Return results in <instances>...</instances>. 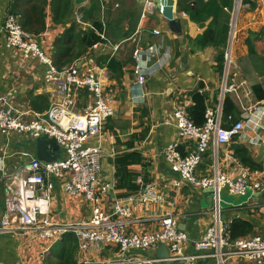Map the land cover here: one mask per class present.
<instances>
[{
  "label": "crops",
  "instance_id": "1",
  "mask_svg": "<svg viewBox=\"0 0 264 264\" xmlns=\"http://www.w3.org/2000/svg\"><path fill=\"white\" fill-rule=\"evenodd\" d=\"M21 1L27 0H0V96H7L15 102L27 103L36 111L32 107V98L44 96L45 100L48 99L49 108L56 88L44 82L46 71L44 65L24 57L5 45L6 35L2 29L4 17L12 12L14 3L17 4V12H25L26 7ZM93 1L96 0H85L82 5L76 6L73 0V21L82 31L93 28L92 21L85 19V11L90 9ZM97 1L103 28L99 35L100 37L103 35L104 42L76 58L71 65L85 71L94 68L102 76L106 83L108 104L113 110L100 137L90 142L91 146L100 144L102 147V170L99 181L100 186H106L107 190L100 195L101 208L111 212L117 201H124L136 193L128 188L117 187L119 178L116 176L114 162L118 155L131 152L127 145L130 137L134 133L146 131L149 127L144 140L135 139V150L141 153L149 166H132L130 171L142 176L146 183L159 188L161 198L163 196L167 198V195L169 198L166 202L160 200L157 204H142L136 200L130 202L131 216L125 221L126 230L130 233L155 232L159 229L161 218L172 213L176 217L178 228L189 237L186 253L193 254L194 244L204 239L207 230L213 224V197L207 190L194 188L187 183L180 186L174 184L179 181V177L170 170L164 159L165 148L179 139L173 111L177 106L190 107L192 105L190 93L200 84L204 85L201 91L209 96L208 108L219 113L223 111L226 96H229L240 114L239 122L245 121L249 112L257 107L264 111V100H257L252 90L257 80L259 81L257 84L264 87V3L256 1V7L254 9L248 7L249 11L246 10L244 15L241 14V8L239 10L232 43V65L226 82L227 87L233 88L224 93L222 85L224 74H220L217 68L219 52L213 46L200 49L195 45V38L202 34L205 28L180 12L178 1H175L173 7L172 21L164 17V6L161 2L157 5L155 15L141 21L143 0ZM45 11L48 30L35 39L40 40L44 51L51 56L55 36L58 31L62 32L64 27L53 25L50 5L46 6ZM69 26L70 24H67V27ZM134 27L131 36L124 38L123 35L129 28ZM155 31H160V34L156 35ZM258 33L259 35L255 36ZM25 34L30 36L26 32ZM249 40L256 51V59L249 54ZM151 44L159 46V55L145 64L143 73L147 77V82L143 86H138L135 84L134 51L138 45L145 47ZM115 58L124 64L121 75L108 67L110 60ZM253 63L257 64V69ZM247 101H253L254 105L247 106ZM137 111H148V116L143 119L137 118L135 115L140 114ZM259 116L260 113L256 112L251 118L257 122ZM147 121L150 122L149 125ZM126 122H131L135 128L121 130L120 126ZM113 130L120 142H117ZM30 141L21 134H13L7 138L0 131V228L5 216L7 198L1 176L13 168L29 163L31 157L37 159L35 146ZM179 143L183 153H190L196 147L195 141L192 140H182ZM240 145L246 147L252 159L261 165L260 170L245 167L235 157L234 152ZM60 154L64 156L63 151ZM221 156L224 159L223 163ZM215 157L222 173L232 176L244 174L249 178L251 185L256 183L261 185L259 190L251 186L244 197H234L225 191L226 207L223 208V222L232 224L239 219L249 222L253 226L254 235L264 236V196H261L264 193V129L253 131L248 124L227 146L215 148L211 146L198 168L200 176L212 173ZM54 186L51 193V213L47 216L51 223L64 224L92 219L93 205L90 202L83 196L65 193L61 182H56ZM225 195L234 199L226 201ZM168 202L173 203V206ZM240 202L241 204H238ZM8 221L6 228L9 231L0 233V264H54L60 259L62 248L60 247L58 254L52 251L58 248L56 247L58 242L51 244L49 240L40 238L32 231H24L16 216H9ZM213 252L212 248L201 252L203 256L209 257L199 259L197 264H217V259L210 257ZM155 253L156 250H147L135 252V255L144 259H155ZM88 256L94 261L120 258L115 247H103L100 252L91 250ZM75 261L81 264L78 253L75 254ZM226 264L251 263L244 259L230 258L226 260Z\"/></svg>",
  "mask_w": 264,
  "mask_h": 264
},
{
  "label": "built area",
  "instance_id": "2",
  "mask_svg": "<svg viewBox=\"0 0 264 264\" xmlns=\"http://www.w3.org/2000/svg\"><path fill=\"white\" fill-rule=\"evenodd\" d=\"M244 1L234 0L230 38L225 52L224 93L233 88L227 87L226 82L232 65L231 51L237 18ZM158 3V0H143L141 21L155 15ZM244 6L250 7L249 4ZM2 29L6 35V47L44 65V82L54 85L56 90L50 107L41 113L32 110L27 103L0 96V131L7 138L13 134H21L30 140L42 137L54 139L64 156L61 154L62 159L45 162L28 155L31 157L29 163L13 168L1 176L7 198L0 233L9 231L6 228L9 224L8 217L16 216L24 231H32L51 244H56L66 235H74L81 264H159L158 260L141 258L135 252L156 250L160 244L166 245L169 261H183V264H197L199 259L209 257L201 254L209 248L213 249L210 257L216 258L217 264H226V260L230 258L244 259L251 264H264V236L250 235L232 240L229 235L231 223H224L222 216V195L225 191L235 197H244L251 186L259 190L260 183L251 185L244 174L232 176L222 173L216 157L210 175L198 174L204 155L211 146H227L248 124L253 131L264 129V111L257 107L249 112L245 121L237 122L231 128H224L223 111L219 113L208 108L206 122L199 127L190 119L187 107L177 106L174 109V123L179 131V139L170 143L164 151L166 164L179 177V181L174 184L180 186L187 183L200 190L213 189V224L204 239L194 244L195 253L188 254L186 244L189 237L178 228L176 217L172 213L161 218L159 229L155 232L130 233L126 230L125 221L131 216L130 202L136 200L142 204H157L160 200L166 202L169 198L168 195L167 198H161L160 189L146 183L142 176L135 179L140 188L135 194L124 201H117L111 212L101 208L100 195L107 190L106 186H100L99 181L102 147L100 144L91 146L90 142L100 137L107 119L113 114L102 76L94 68L85 71L76 65L62 68L55 66L40 40L26 35L18 16L14 14L5 15ZM155 34L159 35L160 31H155ZM101 38L104 40L103 35ZM101 44L103 43L92 48ZM158 55L157 44L137 46L134 51L136 85H145L147 77L143 73V67ZM256 112L260 113L257 122L251 118ZM230 119L232 118L229 117ZM182 140L195 141V149L190 153H183L179 143ZM1 159L6 161L3 157ZM56 182H61L68 195L83 196L93 205L91 220L64 224L48 220L47 216L51 213V193ZM168 203L173 206V203ZM103 247H115L120 258L105 261L90 259L88 253L91 250L100 252Z\"/></svg>",
  "mask_w": 264,
  "mask_h": 264
},
{
  "label": "trees",
  "instance_id": "3",
  "mask_svg": "<svg viewBox=\"0 0 264 264\" xmlns=\"http://www.w3.org/2000/svg\"><path fill=\"white\" fill-rule=\"evenodd\" d=\"M255 2L254 0H245L244 4H249L250 9H254L256 7ZM22 5L26 7L25 12H17V4L14 3L12 12L10 13L19 17L24 32L30 36L39 38L43 33L47 32V14L45 11L47 5L51 7L53 25L64 27L62 32H57L51 53V59L58 68L70 66L76 58L85 55L94 45L104 42L99 35L103 28L98 13L97 0L93 1L90 9L85 11V19H90L93 23V28L87 31H82L79 25L73 21V0H27L22 2ZM178 8L180 12L189 16L190 20L194 23L205 28L204 32L195 38V45L200 49L209 46L217 48L219 52L217 68L220 74H224L225 52L230 38L234 0H178ZM67 24H70V26L67 27ZM133 30H135V27L129 28L123 37L128 38ZM258 35L259 33L255 34V36ZM248 44L250 56L256 59V51L251 46L250 40ZM123 66L124 64L115 58L110 60L108 67L111 71L121 75ZM253 66L257 69L256 63H253ZM203 88L204 85L200 84L196 90L190 93L192 105L187 108L190 119L199 127L205 124L206 111L208 109L207 101L209 96L201 91ZM252 90L257 100H264V87L261 84H254ZM43 97L32 98V107L36 111L42 112L48 108V99L45 100ZM137 112H140V119L148 116V111ZM229 117L232 119L229 120ZM222 119L224 128H231L240 120L238 109L229 96H226L224 100ZM149 123L147 121L148 125ZM148 130L149 127L140 134L134 133L127 142L128 150H131V152L117 156L114 162L116 176L119 178L117 187L128 188L134 192L140 189L135 183L137 175L130 171V167L149 166L141 153L135 150V139L139 141L144 140L148 134ZM113 132L117 138V142H120L117 133L114 130ZM234 153L235 157L245 167L251 170L261 169V165L252 159L246 147L240 145ZM254 234L253 226L249 222L240 219L235 220L229 228V235L232 240L249 237ZM59 242L56 247L62 248V254L60 259L54 264H77L75 254L78 252V247L74 235H68L64 240Z\"/></svg>",
  "mask_w": 264,
  "mask_h": 264
},
{
  "label": "water",
  "instance_id": "4",
  "mask_svg": "<svg viewBox=\"0 0 264 264\" xmlns=\"http://www.w3.org/2000/svg\"><path fill=\"white\" fill-rule=\"evenodd\" d=\"M85 0H75L76 5H82ZM164 6V17L168 20H173V7L175 5V0H158ZM36 149V157L40 161L51 162L54 160L62 159L61 149L54 139H48V137H42L38 139L31 140ZM55 152V153H53ZM208 193L212 194L213 189L207 190ZM249 192V191H248ZM247 192V193H248ZM247 195V194H246ZM264 196V193L261 195ZM238 204H241L238 203ZM169 251L165 244H160L156 249L155 260H158L160 264H183V261H169Z\"/></svg>",
  "mask_w": 264,
  "mask_h": 264
},
{
  "label": "rangeland",
  "instance_id": "5",
  "mask_svg": "<svg viewBox=\"0 0 264 264\" xmlns=\"http://www.w3.org/2000/svg\"><path fill=\"white\" fill-rule=\"evenodd\" d=\"M243 1H244V0H243ZM258 1H260V3H264V1H262V0H258ZM76 6H78V5H76ZM73 10H74V7H73ZM246 10L249 11V8H247V7L244 6V4H243V6H241V14L244 15V14L246 13V12H245ZM72 18L74 19V14L72 15ZM49 54H50V53H49ZM251 68H252V67H251ZM252 69L254 70V68H252ZM223 78H225V75H224ZM230 82H232V81L230 80ZM258 82H259V81L257 80L256 83H258ZM254 83H255V82H254ZM222 85H223V87L225 86L223 82H222ZM250 90H251V89H249V91H250ZM246 105H247V106L254 105V102H253V101H247ZM135 117L139 118V117H140V114L135 115ZM120 128H121V130H123V129L131 130L132 128L134 129L135 126H133L131 122H126L125 124L121 125ZM223 161H224L223 156H221V163H223ZM104 163H105V162H104ZM224 193H225V192H224ZM224 193H223V195H222V209H223L224 207H226V205H225V203H224ZM234 197H235V196H234ZM234 197L230 196V197L227 198V196L225 195L226 201H231V200L234 199ZM243 199H244V198H243ZM59 249H60V247L55 248V249H53L52 251H53L54 253L56 252V253L58 254V250H59Z\"/></svg>",
  "mask_w": 264,
  "mask_h": 264
},
{
  "label": "bare ground",
  "instance_id": "6",
  "mask_svg": "<svg viewBox=\"0 0 264 264\" xmlns=\"http://www.w3.org/2000/svg\"><path fill=\"white\" fill-rule=\"evenodd\" d=\"M60 243V242H59Z\"/></svg>",
  "mask_w": 264,
  "mask_h": 264
}]
</instances>
